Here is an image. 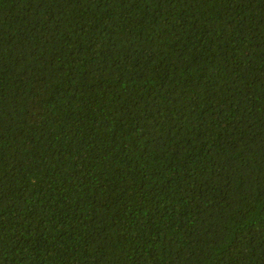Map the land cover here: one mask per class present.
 I'll use <instances>...</instances> for the list:
<instances>
[{
  "label": "trees",
  "instance_id": "obj_1",
  "mask_svg": "<svg viewBox=\"0 0 264 264\" xmlns=\"http://www.w3.org/2000/svg\"><path fill=\"white\" fill-rule=\"evenodd\" d=\"M0 264H264V0H0Z\"/></svg>",
  "mask_w": 264,
  "mask_h": 264
}]
</instances>
